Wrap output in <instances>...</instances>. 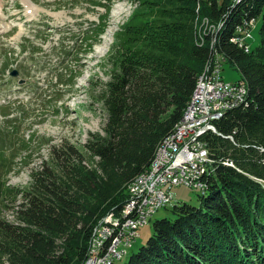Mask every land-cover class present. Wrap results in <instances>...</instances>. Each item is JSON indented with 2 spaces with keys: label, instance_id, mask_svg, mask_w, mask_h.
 I'll return each instance as SVG.
<instances>
[{
  "label": "trees",
  "instance_id": "1",
  "mask_svg": "<svg viewBox=\"0 0 264 264\" xmlns=\"http://www.w3.org/2000/svg\"><path fill=\"white\" fill-rule=\"evenodd\" d=\"M88 1L106 14L112 2ZM230 4L141 0L110 50L111 79L99 96L106 111L103 134L83 146L94 166L64 144L50 149L27 188L0 179V209L12 205L11 221L0 216V264H84L93 229L120 210L128 185L148 169L156 147L182 118L211 58L200 33L195 36L197 17L224 23L215 48L240 72L246 103L215 122L216 134L204 136L215 171L198 204L173 206L122 264H264V0ZM255 18L259 45L245 53L231 37L243 20ZM103 28L82 33L85 54ZM74 78L70 72L63 85L73 88Z\"/></svg>",
  "mask_w": 264,
  "mask_h": 264
},
{
  "label": "rangeland",
  "instance_id": "2",
  "mask_svg": "<svg viewBox=\"0 0 264 264\" xmlns=\"http://www.w3.org/2000/svg\"><path fill=\"white\" fill-rule=\"evenodd\" d=\"M111 1L106 14L88 0H0V179L6 185L27 188L31 172L49 160L54 146L72 145L94 166L96 159L83 146L93 135L103 134L106 111L99 96L111 79L110 50L116 33L141 8V0ZM204 19L196 18L195 36L205 29ZM97 24L104 25V32L85 54L82 33ZM259 27L260 19L252 31L251 48L259 45ZM109 30L106 53L97 56L94 50L102 46ZM13 71L17 76H11ZM70 72L76 78L73 88L67 89L63 84H69ZM222 77L234 83L241 74L223 63ZM170 195L171 204L138 230L128 256L145 245L156 220L169 217L173 206L197 205L200 194L178 186ZM10 207L0 209L8 221Z\"/></svg>",
  "mask_w": 264,
  "mask_h": 264
},
{
  "label": "built area",
  "instance_id": "3",
  "mask_svg": "<svg viewBox=\"0 0 264 264\" xmlns=\"http://www.w3.org/2000/svg\"><path fill=\"white\" fill-rule=\"evenodd\" d=\"M258 20H243L231 43L239 44L240 49L249 53V41ZM219 64L221 62L214 57L187 121L182 124L178 134H173L168 148L160 151L159 159L152 163L151 169L137 181V185L127 190L126 200L120 210L105 215L99 229L91 233L84 264H117L122 258L128 257L129 250L138 238V230L157 211L171 204L170 191L173 187L184 186L199 194L207 191V182L215 171V161L204 136L216 134L215 122L228 111L246 103L241 85L237 81L226 83L222 72H219ZM223 163L233 166L229 162Z\"/></svg>",
  "mask_w": 264,
  "mask_h": 264
},
{
  "label": "bare ground",
  "instance_id": "4",
  "mask_svg": "<svg viewBox=\"0 0 264 264\" xmlns=\"http://www.w3.org/2000/svg\"><path fill=\"white\" fill-rule=\"evenodd\" d=\"M221 1V0H219ZM224 1V0H223ZM230 3H231V0H228ZM241 0H234L233 3H231L232 5L233 4H238ZM228 4V2H227ZM230 4V5H231ZM205 20V19H204ZM207 22L206 24V27L205 29L202 30L199 29V30H202L200 33L201 35V38H200V45H202L204 42V44H207L208 48L210 49V51L212 52L211 54V58L209 61H207L203 67V70L202 72L198 75V78L196 80V84H195V88L192 92V95L188 101V103L186 104V107L182 113V118L174 125L171 133L168 134V136L163 139L159 145L156 147V150L154 152V156H153V159L148 167L147 170H145L143 173H141L140 175L136 176L131 182L130 184L128 185L127 187V190L130 189V188H134L135 185H137V181H139L140 179H142V177L145 175V173L151 169L152 167V163L156 162L159 157H160V151L164 148H168V146L170 145V142L172 141V137H173V134H178L180 132V128L182 126V124H184L187 119H188V114L190 112V109L191 107H193V105L195 104V101L197 99V92L198 90L204 85L205 83V76H206V73H207V70H208V67L212 66L213 65V61H214V57L216 60L220 61L221 64H219V72H222L223 70V63H224V58L222 57L223 55H220L217 51V49L215 48L216 44L218 43V34H219V31H221V29L224 27V23L220 21H217V22H211L210 20H205ZM202 23V22H201ZM205 23V22H203ZM204 25V24H203ZM202 25V26H203ZM242 26V24H240L239 26H236L235 29H234V32H233V36L235 34V31L236 30H239L240 27ZM201 27V26H200ZM207 27H210V28H215V30H209ZM110 30L107 31V34L102 38L103 40V44L100 48H96L94 50V52L96 54H98L97 56H100V55H103L104 53H106V50H107V46H108V43L110 42ZM206 36L208 37V40L206 38ZM233 36L231 37L233 39ZM235 44V43H233ZM237 46V48H240V45L239 44H235ZM243 50V49H242ZM244 51V50H243ZM244 53V52H243ZM239 85H241V87L243 88V98L246 99L247 97V87L246 85L242 82H238ZM224 165H227V163H223ZM206 192V191H205ZM205 192H201L200 195H203ZM104 217L98 222V224L95 226V228L93 229L92 233H95L98 229H99V224L103 221ZM87 258V257H86ZM123 259V258H122Z\"/></svg>",
  "mask_w": 264,
  "mask_h": 264
},
{
  "label": "water",
  "instance_id": "5",
  "mask_svg": "<svg viewBox=\"0 0 264 264\" xmlns=\"http://www.w3.org/2000/svg\"><path fill=\"white\" fill-rule=\"evenodd\" d=\"M17 71H13L12 73H11V76H13V77H15V76H17Z\"/></svg>",
  "mask_w": 264,
  "mask_h": 264
}]
</instances>
